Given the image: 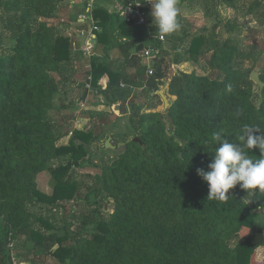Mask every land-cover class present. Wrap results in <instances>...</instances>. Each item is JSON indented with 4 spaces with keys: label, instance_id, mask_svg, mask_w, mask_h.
Here are the masks:
<instances>
[{
    "label": "trees",
    "instance_id": "16d2710c",
    "mask_svg": "<svg viewBox=\"0 0 264 264\" xmlns=\"http://www.w3.org/2000/svg\"><path fill=\"white\" fill-rule=\"evenodd\" d=\"M65 2L0 0V264H46L47 258L57 264H264L256 260V250L264 246V215L257 211L264 193L246 197L237 185L229 190L231 198L221 201L208 197L207 184L196 174L198 168L207 170L214 155L213 133L237 143L244 124L264 131V87L259 90L250 79L252 70L242 68L247 57L237 41H220L213 27L190 35L187 25L184 49V37L156 31L150 4L145 6L146 27L95 7L91 17L97 43L107 46L120 38L126 58L132 48L158 49L161 58L152 75L145 65L126 74L98 56L90 58L91 71L85 70L84 78L92 76V86L109 103L108 114H122L121 104L133 89H140L146 106L142 111L132 96L133 136H107L114 146L131 141L116 148L88 189L73 169L87 161L89 146L103 136L111 119L102 115L90 130L58 128L50 119L55 96L76 72L74 63L78 70L84 68L83 53H73L75 44L46 22ZM220 5L234 12L245 8L238 0H204L203 10L214 9L218 18ZM257 5L245 9V15H253ZM224 25L228 32L234 29L232 23ZM135 36L143 41L137 47L131 41ZM160 36H166L170 52ZM206 54L212 73L175 70L167 83L174 101L164 112H153L161 104L157 92L169 79L170 65L198 63ZM259 78L264 83V69ZM68 135V143L58 145ZM249 154L259 158L256 148ZM45 172L54 180L50 193L38 187L37 178ZM90 192L111 203L107 217H82L75 231L71 224L60 226L44 216ZM249 199L253 202L248 204ZM21 238L22 254L16 243Z\"/></svg>",
    "mask_w": 264,
    "mask_h": 264
},
{
    "label": "rangeland",
    "instance_id": "374dc122",
    "mask_svg": "<svg viewBox=\"0 0 264 264\" xmlns=\"http://www.w3.org/2000/svg\"><path fill=\"white\" fill-rule=\"evenodd\" d=\"M203 2L204 0H181V2H178L177 6L179 9V14L177 19L180 27L176 31L169 34L174 35L175 37H184L182 38L185 40L184 49H187L189 38L183 36L182 34V31L187 25H191L189 30L190 35L197 33L203 28L213 27L216 29L215 31L217 33V38L220 41H224L225 39L237 41L239 47L247 57L242 64V68L244 70H252V72L259 74L260 71L264 69V0H238L239 4L243 5L245 8L240 9L237 12H234L225 5H220L217 8V12L219 14L218 18H215L212 14V12H215L214 9H210L207 11V13L203 10ZM256 3H258V5L254 10V14L251 16L245 15V9ZM115 6L116 8L114 12H118L120 7H117L118 5L116 3ZM227 23H232L234 25V29L231 32H228L224 25ZM136 41V43H138V40ZM120 43H122L120 38L113 39L110 43L114 45V48L112 50L110 49L111 51L108 52V61L111 68L121 70L123 73L140 69L145 63L144 61L146 59L143 58L142 54L140 57L135 56L136 63L135 65L132 64L131 61H128L129 58H126L122 51L118 49V45ZM162 43L163 45H169L166 36H164ZM164 48L170 52V45L168 47L164 46ZM94 53L95 50L92 51V54ZM132 53H136L135 49H133ZM209 57L210 55L206 54L198 63L186 62L177 66L170 65L168 69L169 79H166L165 85L160 86V89L157 92L161 98V104H157L153 112L165 111L161 93L165 95L169 101V104L174 101L175 98L169 96L167 93V83L170 81V78L172 77L175 70L188 74L194 72L201 76L209 75L213 71V69L209 66ZM171 58L172 56L170 59ZM81 60H83L85 64L86 59L83 58ZM77 66L78 64L74 63L73 68L76 70V72L71 75V81L66 83L65 86L61 87L63 88L62 93L60 92L55 96L54 109L50 111L49 115L50 119L58 128L60 126L71 125L72 130L93 129L94 124L101 123L99 118L102 115H109L111 124H109L107 128L105 127L106 129L103 136H101L96 143H93L91 146H89V155L86 159L87 161L81 167L73 169L76 179L81 181L82 185L89 189L92 187L94 178L100 172V169L103 166L109 164L112 160L111 158H113L117 153L116 148L112 149L105 147L106 142L104 141L107 139V136L114 133H123L131 135V137L133 136L132 128L129 127V120L134 110L131 105L132 96L136 95L137 100H135V103L137 106H142V111H145L146 100L139 96L141 95L140 89H133L129 93L128 99L125 102V109L122 111V114L118 113L117 111L113 112L112 114H108L109 103L104 98L103 94L100 93L99 89H97V95L85 92V69L82 67V69L78 70ZM213 75L216 76L215 73ZM106 81V77L102 78L100 87H104ZM126 87L127 85L122 88L127 89ZM254 90H257L255 86ZM79 103L84 104V107L80 108ZM98 126L99 125L96 127ZM109 127H111L110 130ZM62 131L63 130H61V132ZM69 138V135L62 137L59 140L58 145L67 144ZM111 144L113 145L112 140ZM37 182L38 187L47 193H50L54 186V180L48 172L40 174L37 178ZM30 209L36 213L41 212L38 206H30ZM111 212L112 206L110 202H106L102 195H97L96 193L90 192L87 197L70 202L63 207L56 208L55 211L52 210V214L48 212L47 214H44V216H48L60 226L71 224L72 230L76 231V229L80 227L82 217H91L92 215L107 217ZM91 229L92 227H89L88 234L91 232ZM16 243L17 246L19 244L17 253H25V248L22 247L24 239L21 238ZM15 263L28 264L18 261ZM46 264L57 263L51 258H47Z\"/></svg>",
    "mask_w": 264,
    "mask_h": 264
},
{
    "label": "clouds",
    "instance_id": "9594fccd",
    "mask_svg": "<svg viewBox=\"0 0 264 264\" xmlns=\"http://www.w3.org/2000/svg\"><path fill=\"white\" fill-rule=\"evenodd\" d=\"M149 3L156 31L169 34L180 27L177 0H150ZM235 115L239 117L241 111L238 109ZM240 131L237 143H230L220 132L212 135L214 155L207 170H196L197 176L208 186V197L226 202L231 198L229 190L237 185L247 193L246 197H252L258 192L264 193V131L250 124H244ZM257 132L262 134L257 135ZM254 148L259 150V158L249 154ZM251 202L249 199L248 204ZM257 211L264 215V204H260Z\"/></svg>",
    "mask_w": 264,
    "mask_h": 264
},
{
    "label": "crops",
    "instance_id": "0c3cea01",
    "mask_svg": "<svg viewBox=\"0 0 264 264\" xmlns=\"http://www.w3.org/2000/svg\"><path fill=\"white\" fill-rule=\"evenodd\" d=\"M65 3H66L65 7H61V6L57 7V10L54 12L53 17L46 20V22H48L50 25L56 26L62 35L67 36L72 41V43L75 44V50L73 53L81 54L82 49L84 48L87 41H92L94 42L93 51L95 50V53L92 55L98 56L99 58H102V61L109 63L108 52H110L114 48V45L108 44L107 46H105L104 44L97 43L95 41L96 35L93 31V20L91 17V11L95 7H99L105 9L115 17L118 16L120 19H124V18L126 19L124 13L130 1L129 0H66ZM115 3L118 5L117 7H120V9L118 8L119 9L118 12L117 11L114 12L116 8ZM136 40H138V43H136L137 42ZM131 41L134 47H137L143 42L137 36L131 38ZM118 49L121 50L119 46ZM133 49H135L136 51V48H132L131 50H129L130 55L128 57L129 58L128 61H131L132 64L135 65L136 63L135 56L140 57L142 52L136 51V53H132ZM159 56H155L153 60L145 58L146 60L144 61L145 63L143 65L149 67L150 65H152L151 63L152 61L153 62L159 61V59L161 58ZM134 71L126 72V74H131ZM62 89L63 88H60L61 93L63 91ZM256 260L258 262L264 263V246L259 247L256 250Z\"/></svg>",
    "mask_w": 264,
    "mask_h": 264
},
{
    "label": "built area",
    "instance_id": "2783aa9c",
    "mask_svg": "<svg viewBox=\"0 0 264 264\" xmlns=\"http://www.w3.org/2000/svg\"><path fill=\"white\" fill-rule=\"evenodd\" d=\"M130 3L127 5L128 7L125 9L124 15L126 16V19L132 20L134 24L137 27H143L147 25V11L145 9L146 5H149L150 0H129ZM136 4H139L137 6ZM127 9H130V11H127ZM97 30L96 26H93V31ZM161 41L164 39L163 36H160L159 38ZM94 48V42L92 41H87L85 44L84 48L82 49V53L84 58L86 59L85 64H84V69L87 71H91V64H90V58L92 57V51ZM142 55L146 59H154L155 56H159L160 52L158 49H153V48H146L143 50ZM152 65L148 67L147 74L152 75L154 70H153V64L154 62H151ZM121 88L125 87L123 83L120 84ZM122 88V89H123ZM127 88V87H126ZM84 90L86 93H92L97 95L98 90L94 89L92 86V76L88 74L84 80ZM80 108L84 107V104H80Z\"/></svg>",
    "mask_w": 264,
    "mask_h": 264
},
{
    "label": "water",
    "instance_id": "95a60500",
    "mask_svg": "<svg viewBox=\"0 0 264 264\" xmlns=\"http://www.w3.org/2000/svg\"><path fill=\"white\" fill-rule=\"evenodd\" d=\"M209 66L212 68L211 63H209ZM250 79L259 87V90H261L264 87V83L260 80L258 73L252 72L250 74ZM161 97H162V100H163V103H164V110H166L169 107V105H170L169 104V101L167 100V98L165 97V95L162 94V93H161ZM121 109H122V111L125 109V102H123L121 104ZM166 117L168 118L167 115H166ZM168 120H169L170 127H172L173 126V121L170 118H168ZM129 141H131V140H127L126 142L118 143L116 146H114V145L111 144V139L108 138L105 141L106 142L105 143V147L112 148V149L113 148H120V147L125 146L126 143H128ZM133 141L134 142H138L139 140H138V138H135V139H133Z\"/></svg>",
    "mask_w": 264,
    "mask_h": 264
}]
</instances>
